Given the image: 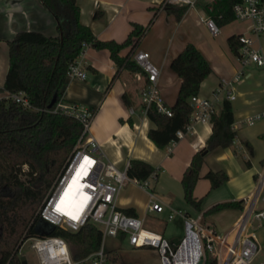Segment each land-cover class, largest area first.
<instances>
[{"label": "crops", "instance_id": "0c3cea01", "mask_svg": "<svg viewBox=\"0 0 264 264\" xmlns=\"http://www.w3.org/2000/svg\"><path fill=\"white\" fill-rule=\"evenodd\" d=\"M163 2L77 0L81 23L90 26L101 41L123 42L134 23L147 26L154 17L137 49L148 52L151 61L160 69L158 85L169 108L174 107L182 93L196 85L201 77V72L193 65L195 62L201 64L203 61L202 67L210 70L200 81L197 95L211 99L217 88L224 84L235 95L231 103L237 139L228 148L208 153L201 172L205 176L209 171H224L228 181L215 189H211L210 180L204 177L197 182L194 195L203 199L201 211L185 201L181 181L192 158L205 148L212 134L210 122L194 123L193 131L183 139L164 149L157 147L148 136L154 125L142 113L139 94L142 82L126 69L117 74L118 68L109 50L94 46H89L84 56L87 79L69 81L64 88L63 100L95 112L89 134L99 143L106 159L119 169H128L132 160L145 161L156 169L145 184L130 178L118 196V206L121 210H133L136 217L144 220L146 228L162 234L172 244H179L186 236L187 220L219 233H228L237 227L245 214L257 180L264 172V118L251 125L246 123L247 118L264 111V71L242 65L232 53L228 38L241 34L228 32L223 40L211 34L203 10V5L210 2L200 3L199 0L197 7L189 8L180 20L173 10L181 6H171V10L163 6ZM21 31L55 36L56 21L39 0H0V89L9 69L7 42ZM255 41L264 51V35ZM128 51L129 48L124 49L121 56ZM240 72L243 75L239 78ZM126 92L131 95V107L123 101ZM225 98L224 91L222 101ZM219 107L222 109V102ZM240 201H244L243 208L207 213L218 204ZM151 202L163 206V211H150ZM260 210L264 211V207ZM172 214L173 218H170ZM150 218L152 223L148 225ZM247 232L255 234L259 245L252 264L264 262V220L253 217ZM159 259L162 263L160 255Z\"/></svg>", "mask_w": 264, "mask_h": 264}, {"label": "trees", "instance_id": "16d2710c", "mask_svg": "<svg viewBox=\"0 0 264 264\" xmlns=\"http://www.w3.org/2000/svg\"><path fill=\"white\" fill-rule=\"evenodd\" d=\"M43 7L55 18V36L39 31H21L9 40V69L0 93L18 94L23 92L30 101L32 109H24L12 98H0V264H22L19 252L24 242L31 237L59 236L66 240L72 257L80 262L97 252L102 244V230L93 223H87L80 230L72 232L62 226H55L43 220L39 209L69 156L83 133V124L76 118L54 111L63 99L67 85L69 66L82 53L85 46L108 49L118 71L126 69L133 74L145 73L132 60L131 53L138 47L149 27L137 23L123 42L101 41L94 35L90 26L81 23V11L77 0H39ZM241 0H214L203 5L206 17L214 19L222 28L236 20L234 4ZM168 9L172 10L171 6ZM187 6L173 10L180 20L187 12ZM228 44L235 56L242 46L240 35L228 38ZM129 48L126 55L121 52ZM195 62L193 65L201 72V77L186 92L178 103L171 108L172 116L161 113L151 106L148 117L154 125L148 136L161 149L173 141H179L177 131L185 130L190 123L193 108L192 96L197 95L199 83L209 69ZM56 104L49 109L53 97ZM123 101L132 106L131 95L126 92ZM92 111V110H91ZM93 114L95 113L92 111ZM212 134L203 150L194 155L182 178L184 199L196 210L201 211L203 199L194 195L197 182L201 178L209 179L211 189L228 181L224 171H209L205 176L201 172L205 156L217 149L228 148L237 139L233 125L235 115L230 100L222 101L218 115L210 120ZM132 124V122H131ZM249 147V143H246ZM156 172L149 163L132 160L127 174L129 178L145 184ZM243 202H229L214 206L207 213L226 208H243ZM127 215H135L133 210H123ZM178 245V244H176ZM206 264H217L208 257Z\"/></svg>", "mask_w": 264, "mask_h": 264}, {"label": "built area", "instance_id": "2783aa9c", "mask_svg": "<svg viewBox=\"0 0 264 264\" xmlns=\"http://www.w3.org/2000/svg\"><path fill=\"white\" fill-rule=\"evenodd\" d=\"M199 0H164L163 6L197 7ZM233 12L236 19L251 21V31L257 36L264 35V0H241L234 4ZM205 23L214 37L220 35V27L210 17H205ZM242 46L239 48L238 59L244 66H255L264 71V51L254 48L253 38L246 34L240 35ZM85 46L78 58L69 66L67 81L86 80ZM134 61L145 73L136 74V79L142 82L140 98L142 113L148 116L151 106L161 113L172 116V110L163 101L158 80L160 69L151 61L150 54L137 48L131 53ZM243 72L238 74L242 77ZM226 92V99L233 101L235 95L221 85L208 99L194 95L190 99L193 112L190 123L185 130L177 131L178 140L193 131V124L208 123L213 114L221 111V94ZM12 98L24 109H32L26 94H5L1 98ZM56 111H62L83 124V133L69 156L65 166L49 189L40 209V217L55 226H62L72 232L80 230L87 223H93L102 230L100 249L80 262H76L71 254L66 240L59 236H36L28 238L30 248L36 253L39 264H109L106 242L110 239H127L134 248H152L156 250L162 264H206L208 257L217 264H252L259 250L255 234L247 230L253 217L264 220V211L258 210L260 201L264 202V172L257 180L253 194L248 200L245 214L236 228L228 233H219L213 228L200 226L194 220L186 221V236L178 244H172L162 234L145 227L144 220L127 215L118 206V196L122 188L131 179L127 169L121 170L106 159L99 143L90 136V128L94 117L93 112L79 104H67L62 99L56 106ZM134 113L133 109H130ZM264 118V111L247 118L248 125ZM173 141L172 143H176ZM70 185H80L82 193L76 204L64 208L61 205L62 191ZM150 211L162 212L163 206L150 203ZM173 218V214L170 215ZM194 249V251H193ZM264 264V262L259 263Z\"/></svg>", "mask_w": 264, "mask_h": 264}, {"label": "rangeland", "instance_id": "374dc122", "mask_svg": "<svg viewBox=\"0 0 264 264\" xmlns=\"http://www.w3.org/2000/svg\"><path fill=\"white\" fill-rule=\"evenodd\" d=\"M213 0H201L200 3L211 2ZM251 21L236 19L230 25L220 28L219 40L225 39L228 32L231 34H246L253 38L254 48H259L258 43L255 41L257 36L251 31ZM2 96L0 95V98ZM152 191V190H151ZM259 209L264 207V202H259ZM165 214L162 216L164 217ZM152 219L148 220V225H151ZM30 241L26 240L20 249L19 256H26L29 264H39L36 253L30 248ZM107 257L109 264H162L159 259L158 253L154 252L151 248H134L131 246L127 239H110L106 242ZM253 263V262H252ZM78 264H90L89 262Z\"/></svg>", "mask_w": 264, "mask_h": 264}, {"label": "bare ground", "instance_id": "6f19581e", "mask_svg": "<svg viewBox=\"0 0 264 264\" xmlns=\"http://www.w3.org/2000/svg\"><path fill=\"white\" fill-rule=\"evenodd\" d=\"M82 193L81 186L79 185H70L62 191V199H61V205L64 208L72 207L74 204L77 203L78 198L80 197ZM194 251V249H193Z\"/></svg>", "mask_w": 264, "mask_h": 264}, {"label": "water", "instance_id": "95a60500", "mask_svg": "<svg viewBox=\"0 0 264 264\" xmlns=\"http://www.w3.org/2000/svg\"><path fill=\"white\" fill-rule=\"evenodd\" d=\"M56 102H57V97L54 96L48 108L51 109L56 104ZM41 234L43 236H49V233L47 231H43ZM20 259H21L22 264H29L26 256L22 255L20 256ZM200 263L202 264L203 260Z\"/></svg>", "mask_w": 264, "mask_h": 264}]
</instances>
